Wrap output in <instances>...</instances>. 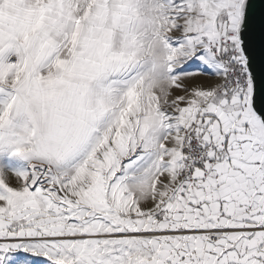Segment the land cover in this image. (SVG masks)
Masks as SVG:
<instances>
[{
  "label": "snow or ice",
  "instance_id": "snow-or-ice-1",
  "mask_svg": "<svg viewBox=\"0 0 264 264\" xmlns=\"http://www.w3.org/2000/svg\"><path fill=\"white\" fill-rule=\"evenodd\" d=\"M0 264H264V0H0Z\"/></svg>",
  "mask_w": 264,
  "mask_h": 264
}]
</instances>
